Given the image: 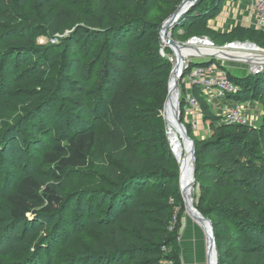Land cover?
Masks as SVG:
<instances>
[{
  "label": "trees",
  "instance_id": "trees-1",
  "mask_svg": "<svg viewBox=\"0 0 264 264\" xmlns=\"http://www.w3.org/2000/svg\"><path fill=\"white\" fill-rule=\"evenodd\" d=\"M160 1L154 0L153 8ZM47 2L52 0L39 1L38 6ZM200 2L173 27L174 36L180 40L188 38L187 41L195 36L207 37L216 46L230 43L229 34L217 33L207 24L216 17V8L201 12ZM93 3L103 24L106 21L110 24L104 32H95L97 22L87 18L89 27L85 28L95 37H105L108 46L112 79L102 104L106 127L99 159L107 174L97 178L102 188L90 185L93 172L88 167L92 152L98 148L99 131L86 122L72 126L63 137L41 146L38 165L43 177L29 172V162L21 168L6 160L0 146V161H8L0 175V195L9 208L12 223L54 222L53 230L37 241L35 252L27 255L22 264H48L55 258L56 252L52 251L58 247L63 251H79L71 255L68 264H180L183 199L177 166L168 157L163 133L157 132L152 142L144 145L137 141L140 131L133 125V120L141 116L149 118L155 127L164 124L160 112L172 64L155 53L157 80L152 85L143 84L148 72L130 62V39L140 25L156 23L139 18L120 22L112 14L119 9L113 0H93ZM66 29L59 19L51 23L54 34ZM232 34L234 41L249 40L264 49V30L241 27ZM22 44L30 45V40L27 38ZM22 47L6 48L0 62H16L23 51H26L24 57L30 58L38 51L34 46ZM141 57L144 58L143 52ZM43 58L48 61L46 54ZM74 61L81 62L76 57ZM145 64L150 65L148 58ZM64 68L73 74L74 83L63 95L75 97L77 105L85 110L86 94L77 86L83 75L80 70L72 73L67 64L62 65ZM229 79L238 91L226 100L236 103L252 93L261 101L264 111V76H229ZM149 87L155 94L149 92ZM191 93L199 100L209 122L208 138L196 140L191 133L189 136L195 140L196 147V187L199 188L196 208L212 222L218 264H264V112L259 127L221 123L200 90L193 87ZM148 99L151 107L147 106ZM0 109H3L1 104ZM95 196L104 197L108 204L96 221L99 240L92 244L94 252L86 254L76 245L78 235L71 229L72 224H77L83 231L86 223L81 222L83 216L79 210H72V203L87 198L82 203L86 209L95 202L92 199ZM45 244H50L48 252L40 249Z\"/></svg>",
  "mask_w": 264,
  "mask_h": 264
},
{
  "label": "rangeland",
  "instance_id": "rangeland-1",
  "mask_svg": "<svg viewBox=\"0 0 264 264\" xmlns=\"http://www.w3.org/2000/svg\"><path fill=\"white\" fill-rule=\"evenodd\" d=\"M39 1L42 0H0V56L6 52L5 49L9 46H23L22 48L34 46L38 50L30 58L24 57L26 51H23L16 62H0V104L3 107V109H0L2 156L8 161L15 162L21 168H25L27 162H29V172L43 177L38 165V150L41 146L44 143L63 137L72 126L76 127L78 123L86 122L94 125L99 131L98 148L92 152L89 161L88 170L93 172L90 185L102 188L101 182L97 179L98 176L107 174L105 166L99 162L102 157L101 148L104 142L103 131L106 127L105 120L102 117V104L108 95L112 75L108 65L109 53L106 38L103 36L95 37L92 32L85 28L89 27L86 23L87 18H92L97 22L98 25L93 30L95 32H104V29L110 24L107 21L103 24L100 20L99 12L93 0H52V3H43L42 7L38 6ZM113 1L119 9L112 14L120 22L139 18L153 24L156 23V25H148L147 27L145 24L140 25L139 29L135 31V35L130 39L131 44L128 49L130 62L135 63L136 68L147 69L148 72L142 83L152 85L157 80L155 66L158 65V62L155 53L171 62V75L173 67H176L171 59L175 60L176 58L172 50L166 48L162 43L160 32L166 20L179 8L184 0L180 3H178L179 0H161L158 6L154 8V0ZM198 7H200L198 9L201 12L215 7L216 17L209 19L207 24L217 33L230 35L231 42L223 45L216 42L218 47L224 48L235 42L255 44L249 40L234 41L232 34L235 29L241 27L260 30L254 25L255 20L251 10H248L249 6L243 5L239 0H216L213 2L201 0ZM43 8H47V10H43ZM164 14L167 15L164 16ZM56 19H59L67 27L61 34H54L51 30V23ZM153 26H157V29H152ZM80 28H83L84 31ZM169 34L171 39L178 42L184 41L185 43L188 39H178L174 36L173 30H169ZM27 38L30 40V45H23V41ZM74 48L79 49L78 52H75ZM186 48L188 51L190 49L192 54H207L212 50L208 47L195 48L188 46ZM229 49L231 48H226L223 53L215 52L219 57H223L213 59L221 65L220 67L228 74V77L260 78L264 76V67L258 72L260 67L264 66V49L261 47L255 51L237 49L229 51ZM141 52L144 53V58L141 57ZM227 52L232 53L228 54ZM44 54L48 56V61L43 58ZM75 57L79 58L81 62L74 61ZM145 58H148L150 65L145 64ZM190 60L199 63L209 60V58L190 57L186 59V62ZM63 64L69 65L72 73L80 70L83 75L77 86L85 91L86 104L88 105L85 110L77 105L75 97H65L63 95L64 90L74 83L73 74L65 68L62 69ZM253 68L254 70H252ZM189 73L190 66L185 69L183 80L178 82L180 120L188 135L191 133L194 139L203 140L210 135L209 122L204 118L203 111L198 110L197 116L188 114L185 111V103L192 90H190V83L187 80ZM170 75L163 95L162 111L160 112L164 124L155 127L149 118L141 116L133 120V125L139 128L141 134H139L137 141L142 142L144 145L150 144L157 132L165 135V148L168 157L177 166L180 180L182 164L176 160L172 152L164 109L169 92ZM149 88V92L152 90V95L155 94V90L151 89L152 87ZM203 97L206 99V96L203 95ZM150 102L151 100L148 99L147 106L151 107ZM207 102L212 114L219 118L221 123L227 122V115L232 110L233 103L229 100L222 101L219 99L208 100ZM236 104L239 105L247 125L260 126L264 111L263 105L257 96L252 93L246 94L236 101ZM194 139L192 140L195 143ZM8 161H0V175ZM79 184L83 185V183ZM192 196L196 207L199 203V188L196 185ZM92 199L95 202L86 209L83 208L82 203L86 202L87 198H84V201L74 200L72 203V210H79L83 216L81 222L86 223L83 231H80L81 228L77 224L71 225V229L78 235L76 245L82 248V252L86 254L94 252L92 244L99 240V235L95 230L96 221L108 204V200L102 196H95ZM190 226H196L202 231L205 252L208 254V237L205 229L190 210L186 208L183 201L179 226V240L184 242L181 249L186 248L185 242L196 241V232L189 231L191 230ZM53 227L54 222L50 221L14 225L9 217V208L4 204L3 197L0 195V264H22L27 255L35 252L37 241L42 236L50 233ZM40 249L48 252L50 244H45ZM52 252H56L55 258L53 261H49L48 264H68L72 259L71 255H76L79 251L75 249L63 251L58 247Z\"/></svg>",
  "mask_w": 264,
  "mask_h": 264
},
{
  "label": "built area",
  "instance_id": "built-area-1",
  "mask_svg": "<svg viewBox=\"0 0 264 264\" xmlns=\"http://www.w3.org/2000/svg\"><path fill=\"white\" fill-rule=\"evenodd\" d=\"M248 1L251 8V13L254 17V25L257 29L264 30V0H244ZM186 44L191 46L195 45L197 47L207 45L212 49H219L221 47L216 46L207 37H192ZM202 58V57H195ZM204 58V57H203ZM206 58V57H205ZM209 60L201 61L196 65H193V60L185 63V69L190 66V73L187 76V80L190 83V90L193 87H197L201 94L206 96V100H226V98L232 94H235L238 89L236 85L229 79L228 74L220 67L218 62L213 61L210 57ZM220 59V58H217ZM171 61L174 62L172 58ZM256 68V66H255ZM261 68L258 70L261 71ZM254 70V68L252 69ZM200 110L199 100L192 93L185 103V111L188 114H197ZM197 116V115H196ZM227 122L229 123H241L247 124L246 120L241 114L240 107L236 103H233L232 110L227 115Z\"/></svg>",
  "mask_w": 264,
  "mask_h": 264
},
{
  "label": "bare ground",
  "instance_id": "bare-ground-1",
  "mask_svg": "<svg viewBox=\"0 0 264 264\" xmlns=\"http://www.w3.org/2000/svg\"><path fill=\"white\" fill-rule=\"evenodd\" d=\"M191 46V45H189ZM191 47L198 48L197 46L193 45ZM200 48H210L207 45L204 46H199ZM212 49V48H211ZM237 49V50H245V51H250V50H258L252 45L245 44V45H235L233 46L230 50ZM226 50V49H224ZM217 52L215 49L210 50L207 54H216ZM228 54L232 52H227ZM180 54L182 57L186 58V56L193 55L192 51L187 48H183L180 50ZM227 54V55H228ZM217 55V54H216ZM218 56V55H217ZM223 57V56H220ZM174 66L172 69V74L170 77V83H169V97L165 105V117L168 122L167 130H168V138L171 143L172 147V152L176 160L182 164V175H181V185L183 188V199L185 200L186 204H190L192 199H193V160H192V151H191V145L189 141L186 139L184 130L177 124V119H176V114L179 110V87H178V82L182 70V62L177 61V59L174 60ZM185 67V66H184ZM194 200V199H193ZM194 204V203H193ZM193 214V212L191 211ZM193 216L196 218V216L193 214ZM197 219V218H196ZM199 221L205 231L207 232V237H208V261L209 264H215V259H216V253L215 249L211 248L210 244V229L208 228L207 224L202 223L200 220Z\"/></svg>",
  "mask_w": 264,
  "mask_h": 264
},
{
  "label": "water",
  "instance_id": "water-1",
  "mask_svg": "<svg viewBox=\"0 0 264 264\" xmlns=\"http://www.w3.org/2000/svg\"><path fill=\"white\" fill-rule=\"evenodd\" d=\"M200 0H184L182 2V4L179 6V8L166 20V22L164 23L161 32H160V37L162 40V43L164 44V46L167 48H170L172 50V52L175 55V58L177 59V61H181L182 64V70H181V74H180V78H179V82L183 80L184 78V74H185V63H186V59L190 58V57H210L212 60L213 59H217V58H221L219 56H217L216 54H193L190 55L189 57H187L186 59L184 57L181 56L180 54V50L183 48H186L189 46V44L186 43H180L178 41H175L173 39H171L170 34H169V30L171 31L173 29V27L177 24V22L187 13H189V11L196 6V4L199 2ZM245 44H249L254 46L255 48H257L259 50V47L255 44H252L250 42H246V43H240V42H235L233 44H230L226 47H222L219 49H215L216 51L219 52H225L224 49L226 48H232L235 45H245ZM191 47V46H189ZM264 64V63H263ZM264 66H262L261 70L263 69ZM172 74V71H171ZM171 77V75H170ZM169 83H170V79H169ZM168 97H169V92H168ZM168 97L166 99V102L168 100ZM180 101V100H179ZM165 102V105H166ZM179 107H180V102H179ZM165 108V106H164ZM176 119H177V124L184 130V134L186 139L189 141L190 145H191V151H192V160H193V187L195 188L196 185V147H195V143L193 142V140L189 137L187 130L185 128V126L181 123L180 120V109L178 110L177 114H176ZM179 186H180V190H181V195L183 198V188L181 185V177L179 180ZM184 204L186 206V208L190 211L193 212V214L196 216V218L198 220H200L202 223L207 224L208 228L210 229V244H211V248L215 249V253H216V259H215V264H218V257H217V250H216V242H215V236H214V230H213V226H212V222L205 218L201 212H199V210L194 206V200L192 199L190 204H186L185 200L183 199Z\"/></svg>",
  "mask_w": 264,
  "mask_h": 264
},
{
  "label": "crops",
  "instance_id": "crops-1",
  "mask_svg": "<svg viewBox=\"0 0 264 264\" xmlns=\"http://www.w3.org/2000/svg\"><path fill=\"white\" fill-rule=\"evenodd\" d=\"M239 1H241L243 3V5H247L250 7V4L248 1H244V0H239ZM248 10H251V8H249ZM190 229L191 230H189V231H195L196 232L195 233L196 241L185 242L186 248L182 249V252L180 255V264H209L208 254H207V252H205V243L203 240L202 231L200 230V228H198L196 226L195 227L193 226ZM206 235H207V232H206ZM179 243H180L181 247H182V243L184 244V242H182L180 240H179Z\"/></svg>",
  "mask_w": 264,
  "mask_h": 264
}]
</instances>
